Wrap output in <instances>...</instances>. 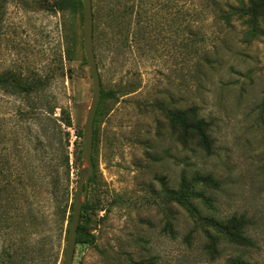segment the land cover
<instances>
[{
	"label": "rangeland",
	"instance_id": "1",
	"mask_svg": "<svg viewBox=\"0 0 264 264\" xmlns=\"http://www.w3.org/2000/svg\"><path fill=\"white\" fill-rule=\"evenodd\" d=\"M54 2L0 0V77L41 85L30 99L21 87L0 84V139H7L0 151L14 134L31 146L38 126L25 113L38 100L46 110L55 107L52 118H69L71 127L61 125L69 152L75 130L82 131L92 91L82 11H58ZM165 2L170 7L161 9ZM150 3L153 18L142 29H149L147 44L132 38L110 53L103 44L99 57L94 51L101 92L114 95L100 98L97 109L91 175L97 188L92 194L89 184L87 194L94 245L76 244L72 264H227L237 256L264 264V26L261 36L246 42L244 27L216 21L207 0ZM134 21L133 15L135 34ZM189 107L209 123V152L194 142L181 145L163 114ZM81 157L73 164L70 155L72 192ZM182 178L194 190L186 206L170 195ZM43 196L48 223L30 236V251L38 239L50 237V256L62 264L68 224L60 233L53 228V199L48 191ZM233 215L249 220L253 246L218 239L210 248L208 235L218 234L214 222ZM4 244L0 237V258Z\"/></svg>",
	"mask_w": 264,
	"mask_h": 264
},
{
	"label": "trees",
	"instance_id": "2",
	"mask_svg": "<svg viewBox=\"0 0 264 264\" xmlns=\"http://www.w3.org/2000/svg\"><path fill=\"white\" fill-rule=\"evenodd\" d=\"M211 13L216 21L221 22L225 27L232 26L238 21L244 27V39L246 42L258 38L263 34L264 26V0H236L234 3L222 0H207ZM160 5L161 9L169 8L170 4ZM150 0H92L93 13V42L96 55H100V49L106 46L110 53L115 48L128 46L130 40L146 42L145 35L148 33L149 22L153 18L151 14ZM54 8L58 11H68L71 14L81 11L83 6L81 0H55ZM158 14V9H156ZM134 15V26H137L136 33H130L131 18ZM172 22H176L173 20ZM147 31L142 30L147 26ZM199 33L200 29L197 30ZM198 33V34H199ZM133 36V37H132ZM195 37H197L195 33ZM198 43L203 36H199ZM150 44V39L147 40ZM195 42V40H194ZM192 41V43H194ZM102 43V44H101ZM104 44V45H103ZM147 44V43H145ZM103 45V46H102ZM118 46V47H117ZM0 84L5 87L18 88L25 93L26 98L41 89L38 80L17 81L13 75L0 77ZM130 91H126L128 94ZM114 91L101 92V98H113ZM31 99V98H30ZM44 102L38 100L37 105H30V112L25 115L37 121V129L33 139L29 138L31 146L28 147L25 138L21 141L16 134L10 137L13 142L10 146L1 148L0 151V237L5 242L1 247L0 264H56L58 257L52 258L47 239L37 240L35 248L29 242L30 236L38 235L42 227L48 223L47 215L44 213V191H48L53 199V228L57 232L63 230L64 225L70 220L74 192L70 188V155L74 163L79 160L83 153L82 133L80 129L75 130L76 140L72 142L73 151L69 152L70 139L68 132H64L61 125L69 128V118L63 117L56 120L53 117L55 107L49 110L42 106ZM93 124V146L92 161L95 164L97 153V116ZM168 120L173 134L177 141L187 147L194 142L201 149L210 151L211 136L209 123L197 115L195 107L186 109L166 108L163 111ZM60 122V123H58ZM77 139H81L78 141ZM1 143L7 141L3 136ZM211 181L210 178H206ZM90 192L96 191L93 176L90 181ZM194 190L184 178L181 179L177 191L171 192L172 199L181 206H186L188 199L193 195ZM88 201L82 206L80 223L77 231L76 244L80 246L94 245L95 236L88 229L90 226V215ZM249 220L244 216L233 215L224 221L214 222L217 235H208L209 247L214 248L218 239L237 247L253 246L252 240L247 236ZM67 233V230L65 231ZM17 243V246L16 244ZM21 245V248H18ZM15 246V248H14ZM17 248L18 252L15 253ZM31 255V256H30ZM227 264H250L245 259L237 256L228 259Z\"/></svg>",
	"mask_w": 264,
	"mask_h": 264
},
{
	"label": "water",
	"instance_id": "3",
	"mask_svg": "<svg viewBox=\"0 0 264 264\" xmlns=\"http://www.w3.org/2000/svg\"><path fill=\"white\" fill-rule=\"evenodd\" d=\"M83 6L82 14V45L83 53L90 71L91 76V99L89 107L86 111L85 119L82 127V145L83 153L78 170V180L74 189L72 200L71 217L68 223L66 243L64 247V255L62 264H72L78 226L80 223L82 206L87 201L89 189V180L94 171L92 161V146H93V124L95 115L101 98V85L97 69V62L94 53L93 42V13L92 1L81 0Z\"/></svg>",
	"mask_w": 264,
	"mask_h": 264
}]
</instances>
